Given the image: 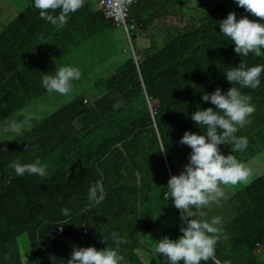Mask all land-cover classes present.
I'll return each instance as SVG.
<instances>
[{
	"label": "trees",
	"instance_id": "obj_1",
	"mask_svg": "<svg viewBox=\"0 0 264 264\" xmlns=\"http://www.w3.org/2000/svg\"><path fill=\"white\" fill-rule=\"evenodd\" d=\"M227 1L215 0L217 8H223ZM90 5V0H84L66 25L56 29L39 18L30 0H0V264H21L19 241L26 243L27 264H50L45 252L49 241H62L70 248L101 249L106 244L112 246L111 233L121 239L124 264L165 262V257L156 255L154 240L183 224L171 198L165 199L163 193L169 175L182 169L185 151L188 162L191 149L182 150L184 144L180 143L184 130L204 131L191 120V113L198 106L215 109L201 96L231 87L223 73L229 66L238 65L240 60L248 65L264 64V50L259 56H240L231 41L215 39L219 25L217 29L216 24L205 22L196 30L203 36L189 43L186 38V48L178 51L171 73L150 69L137 50L135 59L129 56L108 77L97 82L87 79L84 84L82 75L80 81H73L68 98L48 92L41 85L42 76L53 74L51 67L60 64L79 69L81 64L72 63L79 44L109 27L103 23L102 13ZM211 34L214 40L208 42ZM204 61L214 64L196 78ZM160 81H170L168 90L179 89L166 98L168 90ZM95 88L101 95L96 101L90 98ZM242 91L251 96L256 113L252 123L245 130L238 128L236 134L246 136L248 145L260 150L264 146V73L258 88ZM86 98L90 109L111 99L120 106L96 112L86 126L68 137L58 135L50 146L49 140L58 131L88 110L89 105L83 104ZM13 123L21 127L22 135L12 131ZM161 141L166 143V154L158 151ZM39 143L49 147L30 160L31 148ZM218 147L222 154L230 152L228 145ZM258 152L246 149L233 155L242 160L256 157ZM37 158L46 166V177L17 176L11 167L15 161ZM97 181L103 185V199L89 203L88 189ZM63 207L71 209V217L61 215ZM214 207L209 215L221 216L224 223L219 236L236 241L241 262L250 263L256 244L264 246V175Z\"/></svg>",
	"mask_w": 264,
	"mask_h": 264
},
{
	"label": "clouds",
	"instance_id": "obj_2",
	"mask_svg": "<svg viewBox=\"0 0 264 264\" xmlns=\"http://www.w3.org/2000/svg\"><path fill=\"white\" fill-rule=\"evenodd\" d=\"M234 2L252 17L261 19H249L247 15L237 18L236 13L230 11L225 18L218 21L219 33L230 39L234 45V52L240 56L247 57L249 53L259 56L264 50V0H234ZM30 3L38 10L39 18L48 22L53 28L59 29L66 25L70 14L83 6L84 0H30ZM113 25L116 26L114 23ZM136 29L137 26L132 31ZM132 31L125 32L130 36ZM223 73L231 87L227 90L216 88L211 93H202L201 99L210 102L215 109L198 106L191 113V120L198 126H203L204 131L197 134L185 130L181 136L180 143L191 149L188 162L178 174L170 175L165 187L167 191L163 193L165 199L171 198L175 208L183 210L182 214L179 211V216L182 215L181 219L194 216L191 214L190 206L198 208L218 201L224 196L226 186L247 184L252 176L251 169L233 153L242 152L247 148L248 138L236 133L238 128L249 123V117L255 111L251 96L242 89L259 87L264 64L248 65L240 60L238 65L229 66ZM80 76L77 67L62 65L55 68L54 74L46 72L41 78V85L48 92L59 93V96L68 98L70 97L68 94L74 89L73 81L78 80ZM100 97L97 96L95 99ZM83 102L86 103L87 98ZM119 106L120 102L113 105L114 108ZM11 128L17 136L22 135V129L18 124L13 123ZM165 144L161 141L158 151L166 154ZM219 145L230 146V152L222 154ZM11 167L17 176L27 174L46 177L47 175L46 166L38 158L31 162L15 161ZM103 195V185L99 181L88 189L89 203L99 202L103 199ZM60 211L64 217L72 215L68 207H63ZM222 225L223 218L218 215L209 219H199L194 216L187 219L186 226L180 227L181 235L176 239L165 235L154 240L155 253L166 258L165 264H181V262L201 264L202 261L206 264L209 260H213L214 264H220L215 260V252L219 234L223 232ZM110 235L112 246L106 244L101 249L94 246H78V248L73 246L65 264H124V257L119 250L121 239L116 233ZM259 246L264 248L256 244L255 252ZM255 252L254 257H257Z\"/></svg>",
	"mask_w": 264,
	"mask_h": 264
},
{
	"label": "rangeland",
	"instance_id": "obj_3",
	"mask_svg": "<svg viewBox=\"0 0 264 264\" xmlns=\"http://www.w3.org/2000/svg\"><path fill=\"white\" fill-rule=\"evenodd\" d=\"M86 1V0H85ZM88 1V0H87ZM91 5L94 7V4L97 6V0H90ZM186 2V0H183ZM197 2V6L194 9L197 13L192 12L188 10L187 8H178L176 10L172 9H164L162 10L163 12L166 13V15L163 17V21H165L168 24H178L181 25V22H179V16H181L184 19V24L185 26L189 29L188 33V43L194 40L196 37H201L200 30L196 31L193 29V26L195 22H198L200 26L202 27L205 25V22H208V24H216L217 29H218V21L225 18L228 12L232 11L236 13L237 18H239L242 15H247L249 19H253L250 13L245 12L243 7L237 6V4L234 2V0H230L227 5H225L223 8H217V4L215 0H192ZM175 9V6H174ZM94 10V9H93ZM256 20H260L261 18L256 17ZM108 26V25H106ZM200 27V28H201ZM199 28V29H200ZM139 30L133 34V31L131 32V35L128 36L122 26H115V27H106L104 31H102L98 36L97 43H93V40L95 36L90 40L91 42L89 44H81L80 47L76 51V59L73 60L74 65H80L79 70L81 73V76H84V81L83 83L86 84L87 79H92L99 81V78L102 77H108L109 74L114 73L118 68H121L126 59L131 56L133 59H135V53L137 51V46H143L144 43L146 42V39L143 37L144 33L142 32V36H138L136 39H134L132 36H137L139 34ZM105 34V37H102ZM174 35V34H172ZM179 34H175L173 38L170 39H165L163 43H161L162 46L166 44L167 47H171L173 45L176 46H184V42L186 40V35L183 37L184 39L182 41L177 40L176 37ZM184 35V34H183ZM215 39L221 41V42H229L230 39L226 36H224L222 33L218 32V37ZM214 40V34H211L207 37V41H213ZM100 41V42H99ZM162 46H155L152 48L158 49L159 53H162L164 51V47ZM184 49V48H183ZM91 58L89 59V57ZM84 57H87L85 60H83ZM214 63H209V62H201L200 65L198 66V76L200 77L202 74H204L207 70H209ZM61 66L63 64H60ZM56 65L51 67V72L54 74ZM81 76L78 79V81L81 80ZM77 81V80H76ZM159 84H162L161 86L164 87L165 91L169 89V84L170 81L165 82V81H160L158 82ZM179 88H173L170 89L166 92V98L174 95L176 91H178ZM93 90V87L91 88ZM100 92L96 88L94 89L93 96L90 95V98L92 100H96L97 96H99ZM112 94V93H110ZM109 95V94H108ZM101 96V95H100ZM84 100V99H83ZM56 104H59V100H56ZM117 103V100H109L105 104L100 103V104H95L91 109H90V102L87 99V103H84V105H89L88 110L82 114L80 117H78L77 121L74 123H70L67 126H64L58 133L51 139L49 140V145H53V140L55 137L60 135L62 138L63 137H68L73 134L75 129L82 128L86 126L89 122L95 119L96 112L102 114L108 112L110 109L113 108V105ZM54 105V107H55ZM53 107V108H54ZM256 113L255 111L250 115L249 117V123H252V120L254 119V115ZM247 123L244 127H242V130L246 128V126L249 124ZM82 126V127H80ZM196 128V127H195ZM188 127H186V130ZM241 130V131H242ZM185 132V130H184ZM193 132H195V129L193 128ZM48 144H37L34 147L31 148L30 150V155L29 159L31 160L32 157L35 155L39 156L42 155L46 152L47 148L49 147ZM257 149H259V145L255 146ZM182 150L188 149L189 147L187 145H183L181 147ZM248 150L257 152L259 151L255 156L256 157H249L247 159H242L240 161L244 162L247 167H249L252 171V176L250 178V181L247 184H238L235 186H226L224 188V196L220 198L218 201L210 202L208 205H204L198 208H195L194 206H190V210L192 211L191 214L194 215L196 218L199 219H209L213 216L209 215V211L215 206L218 205L221 201H226L229 198L233 197L235 194H237L240 190L245 189L248 187L251 183H253L255 180L260 178L261 176L264 175V146L260 150H256L252 148L250 145H247ZM245 149V150H246ZM244 150V151H245ZM242 151V152H244ZM186 152H184V159L182 164L185 165L187 163L185 159ZM240 152H236L233 154H237ZM181 170V169H180ZM176 171L174 174H178L179 171ZM170 178V175L168 179ZM170 198V197H169ZM168 199V198H167ZM215 209V207L213 208ZM179 211H182L181 209H178V214ZM180 214V215H181ZM182 216V215H181ZM180 216V217H181ZM193 217H187L185 219H181L183 226H186L187 219L194 218ZM236 219V217H235ZM226 220H228L226 218ZM149 220H144V223ZM224 226V223H223ZM181 225L178 224V227H174L168 232H166L163 236H168L171 239H176L179 235H181L179 229ZM160 233L157 232L155 236H157ZM164 232L162 231V234ZM223 234V233H222ZM219 236L216 244V252H215V260H218L220 264H222V261L225 264H243L241 262L242 259V253L235 248L236 241L232 240L231 238H226L227 235H222ZM162 237V236H161ZM77 247V245L75 246ZM245 249H247L245 246H243ZM73 248V247H71ZM150 249V248H149ZM261 247L259 246L257 248V251L255 252V255L257 257H253L250 263L247 264H264V253L259 256L258 254L261 252ZM18 250L20 252V255H22L25 260L23 262H28L29 260V252L26 247V243H23L19 241L18 245ZM264 250V248H263ZM162 259V258H159ZM59 263V262H58ZM159 264H165L164 260H158ZM182 264V262H181Z\"/></svg>",
	"mask_w": 264,
	"mask_h": 264
},
{
	"label": "crops",
	"instance_id": "obj_4",
	"mask_svg": "<svg viewBox=\"0 0 264 264\" xmlns=\"http://www.w3.org/2000/svg\"><path fill=\"white\" fill-rule=\"evenodd\" d=\"M196 6L197 2L192 0H186V2L183 0H138L137 3L132 7V20L136 22L137 26V29L133 32V34H135L138 30L140 31L137 36L132 37L136 39L138 36H142V32L144 33L143 37L146 39V42L143 46L136 45V47L142 60H146V63L150 69L157 71L158 73H171L174 71V62L178 51L182 50L183 52V48H186V44L184 46L173 45L171 47H164V51L162 53H159L158 49L152 48L155 46H162L161 43H163L165 39L173 38L175 37V34H179L176 38H183V36H181L182 34H185L186 38L188 37L189 29L185 26L184 19L179 16V22H181V25L171 23L168 24L163 21V17L166 15V13L162 10L187 8L188 10L197 13L199 11L196 12L194 10ZM90 7V9H94L93 11H98V8L95 4L94 7L91 5ZM83 21H86V19H83ZM102 21L105 25L115 27L109 21ZM199 27L200 24L195 22L193 29L198 30ZM102 37H105V34ZM92 38L93 37H85L78 47H80L81 44H89ZM97 39L98 36L96 35L93 43H97ZM86 58L87 57H84L83 60ZM90 58L91 56L89 59ZM71 250L72 248H70L69 245L64 244L62 241L56 242V244L52 241H49L48 249L45 252L50 257V264H65L69 258ZM24 260L25 258L20 255L21 264H27V261L23 262Z\"/></svg>",
	"mask_w": 264,
	"mask_h": 264
},
{
	"label": "built area",
	"instance_id": "obj_5",
	"mask_svg": "<svg viewBox=\"0 0 264 264\" xmlns=\"http://www.w3.org/2000/svg\"><path fill=\"white\" fill-rule=\"evenodd\" d=\"M136 2L137 0H97V7L105 19L116 26H122L128 33L136 27L130 19L131 9Z\"/></svg>",
	"mask_w": 264,
	"mask_h": 264
}]
</instances>
